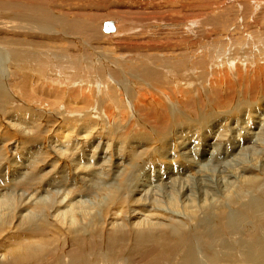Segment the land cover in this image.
I'll use <instances>...</instances> for the list:
<instances>
[{
	"label": "rangeland",
	"instance_id": "obj_1",
	"mask_svg": "<svg viewBox=\"0 0 264 264\" xmlns=\"http://www.w3.org/2000/svg\"><path fill=\"white\" fill-rule=\"evenodd\" d=\"M37 5H40L45 15V19L47 21H51L53 32H45L39 30L38 28L39 26H42V22H36L31 18ZM19 12H24L25 16L27 17L26 22H20V25H22L24 28L20 29L19 31H15L12 38H6L10 35V33H12L10 32L12 30H8L10 33L7 31L8 35L4 34L0 30V32L2 33H0V48L4 49L7 54L11 55L14 62L15 55L19 60H21V57L23 56L24 62H22V64H25V69L23 72L26 75L31 76V84L36 90L33 88L31 89L30 87L29 91L24 90L26 88L23 85H19L20 82H15V85H17L15 86V88L17 87L18 89L19 86L20 89H22V91L26 93V96L30 92L29 95L32 94L31 96L33 97L36 95L39 96L38 98L42 99L40 104L36 105L35 110H33L37 115L39 113L42 118H40L41 116L39 115V119H41L39 121H37L38 118L36 117H34L33 119L31 118L24 120V117L19 113L21 111L17 110L14 112V117L7 118V116L5 118L6 122H11V124L13 125L11 127L13 128H10L5 124V122L3 121L4 118H0V159H5V161L3 160V163L0 164V166H2L0 168L5 169L4 174L2 175L4 178H1L14 179L8 172L10 170L5 167H8V161L11 162L12 157L17 160L20 159L19 156L21 155V152L25 154L27 150V139H29V137L33 138L34 131H37V133L39 132L38 142H41L43 144V142L46 141L47 138L51 135L50 133H52V127L59 126L58 123H60V126L63 125L62 127L64 128H67L68 126V128H71V124L72 129H75V131H77L81 126L88 125V119H90L88 118L89 116H91L93 119L96 118V120L99 122L98 123L94 119V122L98 123L97 127H95L96 123L88 125H93L92 127H94L95 129V134L93 133L90 138L88 137L87 141H89L88 143H90L91 140H94V137L96 139L97 135V138L99 139V137H102V140L96 139V146H99V148H104V150L107 148V146H109V148L107 149L109 156L107 157V159L103 160L104 162L106 161V164H102H105V167L103 166L105 170L102 169L98 172V176L100 175L101 177L97 179L105 180V182L109 184H106L107 186H116L115 192H117L118 194L116 193L117 195H112L109 200L107 199V202H102V209L98 213L96 212L99 209L96 208V210H92V215L90 214V216H88L89 220H91H87L88 218L83 220L86 228L82 226L83 224L79 221L70 223L67 222L69 225H67V223L65 222V225H67V227L64 226V224L62 225V227L61 225L58 226V224H56V228L60 227V229L54 230L52 228V233L57 231L55 232L57 234V237H51L50 234L52 235V233L50 232L48 233L47 237L54 243L53 246L62 243V239L63 241H69L67 245L65 243L66 251H68V253L76 252V255H78L77 249L80 246H83L84 249H89L91 247L98 248L99 246L101 248V244H106L104 246L105 248H108L110 246L113 247V251H110L111 253H108L109 251H105V254H109L107 255V257L116 260L122 254L125 257L124 260H126L125 264H129L130 260L128 259H133L139 254V250L136 248L134 232L128 225L134 220L130 218V212L135 209L142 210L144 208H142L141 205H138L140 204L138 195H130L127 191L125 194V190L123 189H125L124 187L126 183L125 180H121L122 178L119 173H121L122 175L125 174L124 179H129V176H131L133 172L132 169H135V167L142 165L141 162L144 159L147 160V157L148 162L146 160H144L143 162L144 164H149L150 166H148L152 169L149 168L150 173H147L146 175H140V177L142 176V179H165V177H167L168 175L173 174L168 173L173 168L175 172H181L179 167H176V163L180 161H186V163H188V161L184 158H178L177 147L176 145H174L176 141L173 140V138L178 131H181L180 128L183 127V123L197 124L204 116H215V114H218V116L221 118L226 115L225 119L229 122L231 120V113L229 114L231 108L229 109V112L227 108L226 112L225 104L231 102L232 105L233 101L234 103H236L237 100H241L242 102H244V104L248 103L256 105L257 103L264 100V0H0L1 22L5 23L6 21H8L7 15L9 13H11V16L13 14V20L19 18ZM109 19L115 20L116 24H118L117 26L119 29V35L116 33H110V37L109 34L104 32L103 23L104 21ZM74 22H78L89 27L88 33L83 35V32L81 33L79 30L72 28L71 23ZM4 35L5 39L3 38ZM105 35L108 36L106 37ZM10 38L11 41L8 42L7 40H9ZM1 39L7 42L4 41L3 43V40ZM40 60L48 66V69L45 67V65L42 64ZM183 62H185V65L182 67L179 64H182ZM69 65L73 66V68L66 70V67ZM235 65L237 67H235ZM4 67L5 73L7 74V76H9L7 66ZM39 68H41L43 71L44 83L42 81V78L35 76V70H38ZM195 68L197 69L195 75L200 72L199 78L201 80L206 76H208V78L213 77V73L215 70H219L220 73H223V75L221 74V77H223L224 74L231 70V68L232 71H236V69H238L240 73L242 72V77L237 78L234 75V72L231 71V77L228 75L231 79V82H219L218 85H215L211 94H208L207 92L204 94V88L201 84V86H198L200 88V93L197 92L195 94L196 102L193 104L192 102L189 103L188 96L190 95V90L187 88L188 85L184 87L185 81L183 79H189L188 74H191V72L188 71L194 70ZM9 71H12L13 74L16 73L13 68H9ZM66 73L67 75H69V80L72 83L71 86H75L74 89L77 90H85L86 88H90V86L98 88L99 85H107L108 82L112 86H114L115 84L116 87H114L113 89V97L116 100L117 105L121 109L125 110L126 113L118 115V112L115 110L114 103H111V101H106V99L102 103V106H99L100 110H97L98 106L93 104L92 100L82 101V99L80 98L81 101H79L77 100L78 97H76L75 95L73 96V102L71 101V103H69L66 100L69 95L68 90L65 93L66 99H64V96H62L61 94V98H63L64 100H60L51 96L50 88L46 86L47 76L49 74H52L53 78H49L55 79L54 81L58 83L56 80H63V76L66 75ZM202 76H204V78H201ZM221 77H219V79H221ZM174 78L177 80H180L182 78L183 81L181 82L180 80V82L182 83L180 85L183 89L187 90V94L186 91L183 92V97H180L179 93L177 92L176 99L173 100V106L175 107L177 116L173 113L175 111L172 108L171 111L163 109L162 106L164 104L163 101H161V98H163L162 95L160 93L154 92L157 89L160 91H162L163 89L172 96V85L170 81L175 82ZM224 80L226 81V78L223 79V81ZM198 82L199 81H197V83ZM118 84L121 85L119 86ZM122 84L127 85V90H121ZM221 84L223 85L221 86ZM205 86L209 88V83L205 84ZM7 89L9 90V82H7ZM176 90L177 89H175V91ZM126 94L130 95V97L127 98ZM142 94H144L145 98H147L145 101L141 98ZM217 96L219 97L218 99ZM99 97L100 94L96 92V98ZM132 97L135 100H142V104L138 105L139 107H142L141 109L143 112L141 111L140 113L135 114L134 109L131 110L132 105L130 104L131 102L129 103L128 101H131ZM17 98H19V96H16L15 100ZM122 98L125 100L126 106L130 110H126L124 108ZM95 102L98 104V101ZM24 103L25 102L22 101L18 104L23 105ZM10 104L12 105L11 101ZM177 106L180 108H178ZM234 106L235 104L232 105V108ZM161 107L163 110H161ZM20 108L23 111L25 105L21 106ZM91 108H93V114L86 113L91 110ZM257 108V110H259V112L257 113L264 114V105H259L257 106ZM38 109H40V111ZM56 111L64 117V120H59L61 119V117L51 118V114L55 113ZM69 111H77L84 117L81 118L82 120L80 119L81 121L68 120L67 118L70 117ZM131 112H133V115L131 114ZM219 112L223 113L220 114ZM244 113L246 114L247 112ZM255 113L256 112H251V116H255ZM161 115L162 117L161 119H159V116ZM140 116L141 118H139ZM145 116L150 117L149 124H146L148 122H146V120L148 119H145L144 121V118H146ZM238 116H241V120L246 119L244 118L246 116H242L241 113L233 114V117ZM221 118L219 122L222 121ZM65 119L68 122L70 121L69 124L65 121ZM225 119H223L224 125L226 124ZM261 119L263 121H261L262 124H260L263 125L264 116H262L260 120ZM34 120L36 121L35 127L33 128L28 122H32ZM53 120H55V125L53 123ZM99 120L107 122L108 125L106 123H103L105 127H103L104 125L101 126L102 123ZM116 120L118 122H115ZM121 121H123L124 124ZM136 121L137 123H135ZM258 121V119H254L253 117L249 121L250 134L252 132H260V129H258L260 128V121ZM75 122L79 123L76 126L79 128H76L74 126ZM231 122L234 130L240 132L241 134V128L244 126L241 124V121L238 122V125L241 124V126L235 124L233 120H231ZM255 122H258V124H255ZM64 123L67 125H65ZM21 125H30L33 130L29 133L23 134L20 131ZM142 126L146 127L144 129H147L148 131L150 130V133L147 130L142 129ZM177 126L178 128H176ZM229 126L231 125L229 124L228 127ZM98 127L100 129H98ZM102 127L103 129L101 130ZM172 128H176V130L174 129L173 131ZM189 128H186L187 131L186 129H182L183 135L185 134V132H190ZM197 128L198 127H193L190 130H195V133L198 132L197 135L195 134V136L199 137L200 131L198 130L200 129L197 130ZM170 130V137L167 136V138L172 139L169 144L174 146L172 149L175 151L174 156L173 152H170V155L167 153V157L163 155L161 156V151L160 153H158L157 151V148L162 146L161 143H159V140L162 138L165 140L166 131L169 133ZM103 131H105V133ZM126 131L127 133H130L132 131V134L137 135V137L148 136L151 138V142L148 145H143V147L140 146L142 148H140L139 145H136L135 143L130 144L128 143L130 141H128L129 136L128 134H126ZM174 132L176 133L173 134ZM98 133H103L104 137L103 134L100 135ZM123 133L126 135H122ZM105 134L107 137L105 136ZM120 134L122 135V139L124 140L121 142H128L126 144L124 143L122 146H119L121 147V151H119L122 154L119 152L120 155L117 156L116 153H118V149L116 144L121 143ZM237 134L238 133H236V135ZM47 135L48 137L46 138ZM242 135L246 134L243 132ZM117 136L118 139L120 138L119 140L116 139ZM110 137H114L115 139L113 138V141L109 140L111 139ZM247 137H249V135H247ZM240 138H243V136H240ZM13 141H17L19 143V149L21 152H19V149L17 151L14 149L10 150L11 146L9 145ZM155 142L157 143V145L160 144V146L158 147ZM259 142L260 141L256 135V137L253 138V143H251V145H258ZM102 143L107 144L106 148L101 145ZM127 145H129V147ZM131 146L138 151H140V149H143L141 150L142 153L138 152L137 156L132 157L131 153H128L127 151ZM70 147L72 149L74 148L73 145L66 147V155L68 157H73V153L75 152V150L73 149L72 151ZM168 147L170 148V146ZM58 148H61V144L60 146H58ZM169 148L167 149V151L169 150ZM154 149L155 152H153ZM37 150L38 149L35 150V154L37 153ZM46 150L47 153L49 152L48 155L47 153H45ZM48 150L49 148H46L44 146L41 150L42 152H40V155L38 153L36 154L37 156L35 155V158H39L40 161L38 160L35 163L36 171H34V174L36 175L37 172L39 173L34 179H48L49 177H52L53 175L59 173L60 170L64 172V175L62 176L63 178L60 176L62 179H74L73 166L67 163V160L64 158L63 161L60 158H56V160L58 161L57 162L54 159L55 157H53ZM145 150H147L148 152ZM198 150L200 152L201 149ZM219 151L223 153V149H220ZM209 152H212V150H210ZM228 152L227 154L229 155L226 156L231 157V150H229ZM43 153H45L46 155ZM74 154L78 155V152L76 151ZM195 154L198 155L199 153L195 152ZM143 155H145V157ZM139 157L141 158V160L138 162V160L140 159ZM164 157L168 159L165 160ZM209 158L210 154L205 155L200 159V161L204 160L203 162H206L205 160ZM116 159L118 163L116 162ZM223 160L224 158H222L221 161L225 162ZM94 161L97 162L96 164H100L103 162L99 161L98 159H95ZM136 161L138 164L137 166ZM154 161H157V163H154ZM42 163H47V166ZM85 163V160H83L81 163L82 172L76 174H80L82 176L81 173H83L84 171L83 168H87V166L84 165ZM113 163H117L119 165L120 163H123L121 164V166L123 165L125 167L119 166V168H117L116 164ZM39 164L42 165L39 166ZM48 164L50 165V167L48 166ZM89 165L91 167L86 170L94 169V164ZM164 165L165 167L169 165L171 167L169 166L170 168H165ZM53 167H55V169ZM161 167L163 168V170L161 169ZM125 168L127 169L124 172ZM154 169L156 170V172L160 169L159 173H156ZM151 170H153V172L155 173H153L154 176L149 175L152 173ZM42 171L46 173L45 177H42ZM53 171L54 174L52 173ZM121 171H123V173ZM198 171L197 168H195L192 172H182L184 176H182L181 173L178 176H173H177L178 179H186V177H188L187 174L191 176L193 174L196 178L198 177ZM40 172L42 173L38 177ZM50 173L51 175H49ZM34 174H31L30 178L34 177ZM110 175L112 177L114 175V178H112ZM16 178L25 179L24 176H17ZM111 180L112 183L110 182ZM113 183L114 185H111ZM117 183H123V188ZM152 184L156 185L157 182L155 181V183ZM56 189L57 188H55V190ZM77 189H81L80 185H78ZM122 191L124 192L122 193ZM83 196H85V199H87L86 201H91L89 203L94 204L93 206L96 205V202L98 200H102V198H93L94 195L90 194L89 192L83 193ZM115 196H117L120 200H118V198H115ZM112 197H114V199ZM112 200H114V203L112 202ZM115 200H117V203L115 202ZM121 203H123L124 205H120ZM113 212H118L120 214V221L125 220V224L127 221V224L125 225L123 230L115 231V228L110 229V226L107 227L108 223L111 222V219L108 216L112 215ZM95 213L99 215L97 216ZM93 214H95V216ZM88 221L89 223H87ZM92 221L94 224L92 223ZM101 222L103 224H101ZM26 226V224L20 223V221L17 222V220L13 219V217L9 219L8 224L5 227L1 228L0 231V248L2 252H10L13 249H16L19 246L18 244L22 240L30 238L28 235L31 236V233H33V229L29 226ZM68 230L70 231L68 232ZM62 233L64 234L63 236L61 235ZM67 233L69 235H67ZM48 238H46V240H49ZM32 240L33 238H31V240L29 239V241ZM169 245L170 247L172 246V251L169 253L171 254V257H173V254H175V251L178 253V256L176 258L177 260L175 259V257L168 259V262H166V264H172L175 261L181 262L179 260L182 258V254L186 248L184 247L181 250H177L178 246H176L175 242L174 245ZM15 246L17 247L14 248ZM85 253V255L88 254L87 251ZM97 253L98 252L93 253L92 256L95 257ZM74 258H77V260L79 259L78 262L83 261L84 264L87 257H84L83 259L75 256ZM97 258H100L99 254L97 255ZM234 258L235 257H232L231 253V262H237ZM69 259H71V257ZM138 261L139 260H134L133 262H131V264H133L134 262L137 263Z\"/></svg>",
	"mask_w": 264,
	"mask_h": 264
},
{
	"label": "bare ground",
	"instance_id": "obj_2",
	"mask_svg": "<svg viewBox=\"0 0 264 264\" xmlns=\"http://www.w3.org/2000/svg\"><path fill=\"white\" fill-rule=\"evenodd\" d=\"M12 16H11V13H9L7 15L8 21H6L5 23L0 21L1 32L8 35L7 31L12 30L10 31L12 33L8 31L10 35L7 36L6 38L8 37L12 38L13 33L15 31H19L20 29H23L24 27L20 25V22H26V19H27L24 12H19L20 17L15 20H13ZM31 18L34 19L36 22H42V26H39L38 28L39 30H42L45 32L46 31L53 32L52 23L51 21H47L45 19V15L40 5H37L35 7L33 16ZM112 20L113 19L106 20L104 21V23L110 22ZM112 22H113L114 27H116V32L114 33L118 34L119 32V29L117 26L118 24H116L115 20H113ZM104 23H103V27H104ZM71 24H72V28L79 30L81 33L83 32L82 33L83 35L88 33L89 27L82 25L78 22H74ZM50 34H53V33H50ZM107 34H109V36L111 37L110 33H107ZM3 38L5 39V35L3 36ZM11 38L9 40L7 39L6 40L10 42ZM4 41L5 40H3V43ZM22 62H24L23 56L21 57V60H19L17 56L15 55V62H14L12 56L7 54L4 49L0 48V116H1L0 118L1 119L4 118L3 121L10 128H13L11 127L13 125L11 124L10 121L6 122L5 118L7 116H8L7 118L14 117L15 116L14 112L17 110L21 111L19 113L24 117V120L31 119V118L33 119L34 117L38 118L37 121L41 120L39 119L40 114L37 112L38 113L37 115L36 113H34L33 110H35L36 105L40 104L42 99L38 98L39 96H36V95L34 97L31 96L32 94L29 95L30 92L26 96V93L23 92L19 86H18V89L17 87L15 88V86H17L15 85V82H20L19 85H23L26 88L24 90L29 91L30 90L29 87L31 89L32 88L35 89L31 84V76L26 75L23 72L25 69L24 68L25 64H22ZM41 62L48 69V66L43 61ZM179 65L183 67L185 65V62ZM4 66H7L9 76H7V74L5 73ZM235 67L237 66L235 65ZM9 68L10 69L13 68L16 73L13 74L12 71H9ZM71 68H73V66L69 65L66 67V70L71 69ZM35 71H36L35 76L42 78V81L44 83L42 69L39 68L38 70H35ZM196 71H197L196 68L194 70L188 71V72H191V74H188L189 79L188 78L183 79L185 81L184 87L188 85L187 88L190 90L189 91L190 95L188 96L189 103L192 102L194 104L196 102L195 94L197 92L200 93V88L198 86H201V84L203 85V88H204L203 93L205 94L207 92L208 94H211L213 92L212 90L214 89L215 85H218L219 82L220 83L231 82L230 77H231L232 68L228 72L226 71L227 73L224 74L223 77H221L223 73H220L219 70L218 71L215 70L213 73L214 76L212 75L213 77L208 78V76H206L204 78L205 76L204 74V76L201 77V78H204L202 80L199 78L200 72H198V74L195 75ZM232 72H234V75L237 78L242 77V72L240 73L238 69ZM68 76L69 75H67L66 73V75L63 76V80H56L58 83L54 81L55 79H51L53 78L52 74H49L47 76L46 86L50 88L51 96L57 99H60V100H64L66 99L65 93L68 90L69 95L66 100L69 103H71V101L73 100V96L75 95L76 97H78L77 100L79 101H81V99L82 101L92 100V103L98 106L97 110L98 109L100 110L99 106H102V103L106 99V101H111V103L112 102L114 103L115 110L118 112V115L126 113L125 110L121 109L117 105V102L113 97V89L114 87H116L115 84L114 86H112L108 82L107 85L105 84H103V86L99 85L98 88H95L94 86H90V88H86L85 90L83 89L77 90V89H74L75 86H71L72 83L70 82ZM219 77H221V79H219ZM225 78H226V81L225 80L223 81V79ZM174 80L175 82L170 81L172 85V88H171L172 96L163 89L162 91L158 89L154 91L162 95L163 98H161L162 99L161 101H163V104H164L162 107L163 109L167 111H171V108L175 111V107L173 106L174 105L173 100L176 99L177 92L179 93L180 97L181 96L183 97V92L185 91L187 94V90L183 89L180 85L182 84L181 82L183 81L182 78L180 79L181 82L180 80H177L175 78ZM197 81L199 82L197 83ZM7 82H9V90L7 89ZM207 83H209V88L205 86V84ZM118 85L120 86L121 84H118ZM222 85L223 84H221V86ZM122 89L127 90V85L122 84L121 90ZM175 89L177 90L175 91ZM96 92L100 94L99 98H96ZM193 93H194V96H193ZM61 94L62 96H64V99L61 98ZM126 95H127V98L130 97V95L128 94ZM16 96H19V98L15 100ZM141 98L144 101L147 99L145 98L144 94H142ZM218 98L219 97L217 96V99ZM122 100H123L124 108L126 110H130L126 106L125 100L123 98ZM142 100L141 99L135 100L132 97V100L128 101L129 103L131 102L130 103L132 105L131 110L134 109L135 114H138L142 111L141 109L142 107L141 106L139 107V105L142 104L141 103ZM10 101L12 102L13 106L10 104ZM22 101L25 102L23 104L25 105V108L24 109L22 108L23 111L20 108L23 105L18 104L19 102H22ZM95 101H98V104ZM132 101H135V102H132ZM233 104H235V106L232 108ZM243 104L244 102H242L241 100H237L236 103H234L233 101L232 105H231V102L228 104H225L226 112H227V108H228V112H229V109L231 108L229 112V114L231 113L230 119L233 120V122L237 125H238V122L240 121H241V124L244 125L242 128L240 127L242 129L241 134L240 132L234 130L231 120L228 122L225 119L226 115L223 118H221L218 116V114H215V116L210 115L209 117L204 116L201 119V121L197 124L183 123L182 124L183 127L180 128L181 131L177 130L178 131L177 133L176 132L173 133V134L176 133L174 135L173 140L176 141L175 142L176 144L174 143V145H176L177 147L178 158L179 159L184 158L185 160L188 161V163H186V161H180L176 163L177 165L176 167L177 168L179 167L181 172L177 171L178 172L177 173L173 170L174 169L173 168L171 169V171L168 172V173H173V174L168 175L167 177H165V179L163 178L156 179V180L154 179L152 180L150 178L142 179V176L140 177V175H146L147 173H150L149 168H151L149 167L150 166L149 164H146V163L144 164L143 161L146 159L143 158L144 159L142 161L143 163L141 162L142 165L140 166H137L138 164L136 161L137 167L134 166L135 169H132L134 173L132 172L131 176H129L130 177L129 179H124L125 174L122 175L121 173H119L122 178L121 180L122 181L125 180V183H126L124 187L125 189H123L125 190V194L127 191L130 195L131 194L138 195L140 199L139 200L140 204L138 205H141L142 208H144L142 210L135 209L132 212H130V218L134 220L132 223L128 225L130 226V229L134 232L136 248L139 250V254L136 256L137 259L136 257L133 259H128L130 260L129 264H131V262H133L134 260L136 261L139 260V261L137 263L134 262L133 264L135 263L136 264H164V263L166 264V262H168L167 261L168 259H171L174 257L176 259L178 256V253L176 251H175V254H173V257H171V254H169L172 251V246L170 247L169 244L174 245V242L176 243V246H178L177 250H181L184 247L186 249L184 250L182 254V258L179 260L181 262L175 261L172 264H264V123L263 125H261L262 124L261 121L263 120L262 119L260 120V118L264 116V114L257 113L259 112V110H257L258 109L257 106L264 105V100H262V102L257 103L256 105L248 104V103L247 104L245 103L244 105ZM162 107H161V110H163ZM38 110L40 111V109ZM92 110L93 108H91V110H89L86 113L93 114ZM69 112H70V117L68 116L69 117L67 118L68 120H80L82 117H84L82 114L80 115V113L77 111H69ZM244 112H247V113L245 114ZM251 112H256L255 116H251ZM173 113L177 116L176 111ZM219 113L221 114L223 112H219ZM234 113H241L242 116H246L244 117L246 119L241 120V116L233 117ZM131 114L133 115V112H131ZM51 115H52L51 118L61 117V119L59 120L61 121L64 120V117L57 111L55 113H52ZM141 116L139 118H141ZM147 117L146 118L143 117V118H144V121L145 119H148L146 120V122L148 121L146 124H149L150 117L148 118ZM159 117H160L159 119H161L162 115ZM252 117L260 121V122L258 121L259 126H260V128L258 129H260L259 130L260 132H255V133L252 132L250 134L249 133V125H250L249 121L251 120ZM40 118H42V116ZM88 118H90L88 119L89 120L88 125L96 123L95 127H97V124L99 122L96 120V118L94 119L98 123L94 122V119L91 116H89ZM220 118L222 120L221 122H219ZM223 119L226 120L225 125L223 124ZM35 121L36 120L32 122H28V123L34 128ZM99 121H101L102 123L101 126L104 125L103 123L107 124V122H103L102 120H99ZM115 122H118V121L116 120ZM121 122L123 123V121ZM258 122H255V124H258ZM53 123L55 125V120H53ZM135 123H137V121ZM58 124L59 126L52 127L51 129L52 133H50L51 135L49 137L48 135L46 136V138L47 137L48 138L47 140L44 139L46 141L43 140L44 142H46V143L43 142V144L41 142H38L39 132L37 133V131H34L33 138L29 137V139H27V142H26L27 150L25 154H23L20 151L19 149L20 146L17 141H13L9 145L11 146L10 150L14 149L17 151L19 149V152H21L20 154L22 156L20 155L19 156L20 159H17V160H15L12 157L11 162L7 160L8 167H5V168H8L10 170L8 172L12 175L14 179H2L1 177H3L2 175L4 174L5 169L0 168V231H1V228L5 227L8 224L9 219L13 217V219H16L17 222L20 221V223L26 224L27 225L26 227L28 226L31 227L33 229L32 230L33 233H31V236L28 235L30 238L22 240L18 244L19 246L18 247L15 246L14 248L16 247L17 248L13 249L10 252H2L0 248V264H78V263L83 264V261L78 262L79 259L77 260V258H74L75 256H78L83 259L84 257H87L86 262L84 264H125L126 260H124L125 257L122 254L116 260H113L107 257V255L109 254H105L106 253L105 251H109L108 253H111L113 251V247L110 246L108 248H105L104 246L106 244L104 245L101 244V248L99 246L98 248L91 247L89 249H84L83 246L79 245L80 247H78L77 249L78 255H76L77 254L76 252L68 253V251H66V245L69 243V241L67 242L65 239H64L65 241H63L62 239L61 240L62 243L56 246H53L54 243L47 237L49 232L52 233V228L54 230L60 229V227L56 228V224H58V226L61 225V227L64 224V226L67 227V225H69L67 222L70 223L74 221L76 222L79 221L83 224L82 226L85 227L83 220L87 219L88 216H90V214L92 215L93 213L92 210L94 209L96 210L97 208L99 210H97L96 213H98L102 209V202H107L111 198L112 195L114 196L118 194L117 192H115L116 186L115 187L107 186L109 184H107L105 180L97 179L101 177L100 175L98 176V172L104 169L105 167L104 165L106 164L105 163L106 161L104 162L103 160L107 159V157L109 156L108 150H107L109 146H107L106 143H102L101 145H103V147L106 148L107 146L105 150L104 148H99V146H96L95 144L97 142L96 139H98L97 135H96V139L94 137V140H91L90 143H88L89 141H87V138L88 137L90 138V136L93 133L95 134V129L94 127H92L93 125L92 126H88V125L81 126L79 128V127H76L79 123L75 122L74 126L76 128H79L77 131H75V129H72L71 124H70L71 128H68L69 126L67 128L66 127L64 128L62 127L63 126L62 124H61L62 126H60V123ZM229 124L231 126L228 127ZM241 124L238 126H241ZM30 125H21L20 127L21 133L25 134V133H29L30 131H32L33 129ZM119 125H122V124H119ZM189 125H190V128H189ZM103 127H105V125ZM103 127L101 128V130L103 129ZM193 127H198L197 130L200 129L198 130L200 131L199 137L195 136V134L197 135L198 132L195 133V130H190ZM144 128L146 127H143L142 129ZM176 128H178V126ZM176 128L174 129L176 130ZM186 128H189L190 132L184 131L185 134L183 135L182 129H186ZM98 129L100 128L98 127ZM174 129L172 128L173 131ZM144 130H147V129H144ZM103 132L105 133V131ZM170 132L171 130L169 131V133L166 131L165 140L163 138L159 140V143H161L162 146H160L159 143H158L159 145H157V143L155 142L158 147L160 146L159 148H157V151L158 153H160L161 151V156L163 155L167 157V153L169 154L170 152L171 153L173 152V156H174L175 151L172 150L174 146L169 144L170 141H172V139L167 138V136L171 134ZM243 132L246 135H242ZM130 133H127L126 131V134H128L129 136L128 141H130V142L126 141V143L127 142L130 144L135 143L136 145H139V147L140 146L143 147V145H148L151 142V138L148 136L137 137V135L132 134V131ZM236 133L240 135L238 134L236 135ZM41 134H40V137H41ZM98 134L102 135L103 133L102 134L98 133ZM126 134L123 133L122 135H126ZM122 135L120 134L121 136L120 137L121 139L119 138L120 142L124 141L122 139ZM247 135H249V137H247ZM252 135H253V138L256 137L257 135L260 141L259 142L260 144L258 143V145H251V143H253ZM240 136H243V138H240ZM103 137H104V134H103ZM114 137H115V134H114ZM113 138L109 140L113 141ZM116 139H118V136ZM98 140H102V137H99ZM98 142H105V141H98ZM121 143L116 144L117 149H118V153H116L117 156H119L121 153L120 152L121 147L119 146H122L125 142H121ZM60 144H61V148H58ZM72 145L74 146L73 149L75 150V152L76 151L78 152V155H75L74 154L75 152H74L73 157L72 156L68 157L66 155L67 154L66 147H69ZM44 146L46 148L47 147L49 148L48 151H50V154L53 157H55L54 158L55 160L56 158L58 159L60 158L63 161V158H64L67 160V163L73 166L74 169L73 168L72 169L74 171V179H71V180L62 179L63 178L62 176L64 175V172L62 170H60L59 173L53 175L52 177H49L48 179H34L36 175L39 173L37 172L36 175L34 174L35 173L34 171H36L35 163L36 161L39 160V158H35V157L37 156L36 155L37 153L40 155V152H42L41 150L43 149ZM127 146L129 147V145ZM168 146H170V148ZM168 148L169 150L167 151ZM36 149L38 150H37V153L35 154ZM155 149L153 152H155ZM198 149H201L200 152ZM220 149L221 150L223 149V153L219 151ZM141 150L143 149H140V151H138L137 149L131 146L127 151L128 153H131L132 157H135L137 156L138 152L142 153ZM210 150H212V152H209ZM229 150H231V154H230L231 157L226 156V155H229L227 154ZM195 152L199 154L196 155ZM45 153H47V150ZM209 154H210V158L207 159L208 161L207 160H205L206 162H203L204 160L200 161L201 158ZM143 156L145 157V155ZM14 157H17V156H14ZM166 157H164L165 160L168 159ZM222 158H224L223 161L225 162L221 161ZM95 159L96 160L98 159L99 161H103V162L100 164H96L97 162L94 161ZM117 159H116V162L118 163ZM3 160L5 161V159H2V160L0 159V164L3 163ZM83 160H85L86 163L84 165L87 166V168H83L84 171L83 173H81L82 174L81 176L80 174L78 175L76 173L82 172L81 163ZM140 160L141 158L138 160V162ZM147 160H148V157H147ZM88 163L91 165L94 164L93 165L94 169L86 170L89 167H91ZM103 163L105 164L102 165ZM117 163H113V164H116L117 168H119V166L123 164V163H120L119 165ZM154 163H157V161H154ZM42 164H45V163H42ZM41 165L39 164V166ZM45 166H47V163L45 164ZM48 166L50 167L49 164ZM98 166L100 169L98 168ZM53 168L55 169V167ZM195 168H197V171L199 170L197 174L198 177L195 178V175L192 174L191 176L187 174L188 177H186L187 176L186 175L185 176L186 179H178L177 176L180 173L182 174V172H185V171L192 172ZM126 169L127 168H125L124 172L126 171ZM161 169L163 170L162 167ZM159 170L157 171L158 173H159ZM42 172H40L38 177L41 175ZM121 172L123 173V171ZM151 172L152 173L149 175H153L154 173L153 170H151ZM52 173L54 174V171ZM31 174H34V177L30 178ZM49 175H51V173ZM173 175H177V176L174 177ZM17 176H24L25 179L16 178ZM45 176H46V173L43 172L42 177H45ZM182 176L184 175L182 174ZM112 178H114V175ZM155 181L157 182V184L153 185L152 183H155ZM110 182L112 183V180ZM78 185H80L81 189H77ZM111 185H114V183ZM119 185H121L122 187L123 183ZM55 188L57 189L55 190ZM85 192L87 193L89 192L90 194H93L94 195L93 198L95 197L99 199L102 198V200H98L99 202L96 200L98 203L96 202V205L93 206L94 204L89 203L91 201L89 202L86 201L87 199H85V196H83V193ZM123 192L124 191H122V193ZM112 198L114 199V197ZM115 198H118V197L115 196ZM118 200L120 199L118 198ZM113 201L114 200H112V202ZM116 201L117 200H115V202ZM120 205H124V204L121 203ZM95 214L93 215L95 216ZM118 214H119L118 212H113L112 215L108 216L110 217L111 222L108 223L107 227L110 226L111 227L110 229L115 228V231L123 230L125 225L127 224V221L125 224V220L120 221L121 220L119 218L120 214L119 215ZM87 220H89V218ZM89 221L87 223H89ZM65 222L67 223V225H65L66 224ZM101 224L103 223L101 222ZM69 231L70 230H68V232ZM54 233H52V235L50 234V236L51 237L55 236L54 238H56L57 234L55 233L54 235ZM61 235L63 236L64 234L62 233ZM67 235L69 234L67 233ZM31 238H33V240L29 241V239L31 240ZM46 238H48L49 240H46ZM86 251L88 252L87 255H85ZM95 251L98 253L96 254L95 257H93L92 254L96 253ZM231 253H232V257H235L234 259H236L237 262H231ZM98 254L100 258H97ZM70 257L71 259H69Z\"/></svg>",
	"mask_w": 264,
	"mask_h": 264
},
{
	"label": "water",
	"instance_id": "obj_3",
	"mask_svg": "<svg viewBox=\"0 0 264 264\" xmlns=\"http://www.w3.org/2000/svg\"><path fill=\"white\" fill-rule=\"evenodd\" d=\"M103 28L106 33H114L116 31V27H114L113 22L104 23Z\"/></svg>",
	"mask_w": 264,
	"mask_h": 264
}]
</instances>
